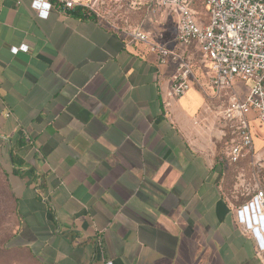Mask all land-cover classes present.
Instances as JSON below:
<instances>
[{
  "label": "crops",
  "instance_id": "1",
  "mask_svg": "<svg viewBox=\"0 0 264 264\" xmlns=\"http://www.w3.org/2000/svg\"><path fill=\"white\" fill-rule=\"evenodd\" d=\"M31 3L0 0V169L13 240L35 264H264L223 191L218 142L229 162L231 136L215 113L227 96L215 97L206 74L172 97L174 61L160 65L99 13L41 18ZM169 11L175 29L150 41L183 52ZM21 45L27 53L10 52ZM252 127L254 138L264 129Z\"/></svg>",
  "mask_w": 264,
  "mask_h": 264
},
{
  "label": "built area",
  "instance_id": "2",
  "mask_svg": "<svg viewBox=\"0 0 264 264\" xmlns=\"http://www.w3.org/2000/svg\"><path fill=\"white\" fill-rule=\"evenodd\" d=\"M127 7L134 8L142 2L156 4L158 7L173 9L178 15L174 41L183 52L152 43L148 33L139 28H118L120 34L130 41L144 44L153 53L160 65L167 60L174 61L176 68L172 79L170 96H183L194 80V74L185 53L193 49L201 54L206 64L208 84L215 97L227 96L224 109L217 111L223 128L230 132L227 157L231 164L251 157L255 153L252 120L264 128V0H120ZM76 7L97 10L90 4L79 0H32L31 8L41 18H46L52 8L60 11ZM203 9V10H202ZM16 55L27 53L28 47H11ZM251 82L245 92L234 86L235 81ZM168 104H164L166 108ZM256 206V212L253 208ZM248 207L253 219L258 216L264 232V195L258 193L254 200L237 210L240 222L249 229ZM263 213H261V211ZM257 226V224H255ZM258 236H257V235ZM258 248L264 251V242L255 229L253 233ZM97 250L102 256L101 244ZM104 264H111L105 261Z\"/></svg>",
  "mask_w": 264,
  "mask_h": 264
},
{
  "label": "rangeland",
  "instance_id": "3",
  "mask_svg": "<svg viewBox=\"0 0 264 264\" xmlns=\"http://www.w3.org/2000/svg\"><path fill=\"white\" fill-rule=\"evenodd\" d=\"M93 1L95 2L94 7L97 9V13L102 16L103 21L110 22L121 29L139 28L147 32L149 39L155 42H158L157 35L162 29H166L167 32L175 29V16L168 7L161 8L154 3H144L129 8L120 0ZM200 55L197 53L194 61L197 65H202L204 69L202 62H200ZM192 56H190V62ZM198 70L199 67L196 68L195 65L194 79L196 78L199 82L205 81L200 77L199 71L201 69ZM251 84V82L244 83L238 80L234 82L235 88L241 89L242 93ZM217 106L221 110L224 109V105ZM218 147V158L224 164L223 191L232 193L235 203H240V207L248 205L258 193L262 192L264 195V129L257 130L254 139V155L241 159L235 164H229L226 160V144L218 142ZM16 225L17 219L14 214L12 199L3 182L0 169V264H35L28 251L21 246H11V243L8 242L16 231Z\"/></svg>",
  "mask_w": 264,
  "mask_h": 264
},
{
  "label": "trees",
  "instance_id": "4",
  "mask_svg": "<svg viewBox=\"0 0 264 264\" xmlns=\"http://www.w3.org/2000/svg\"><path fill=\"white\" fill-rule=\"evenodd\" d=\"M73 16H75V17H78V18H87V17H92V18H94L95 17V13L94 12H92V11H89V10H87V9H83V8H81V7H76V8H74L73 10H70L69 11ZM194 60H196L195 58H192L191 59V62H190V60H189V64H190V66H191V69H192V71H193V73H194V71H195V65H196V68H197V66L199 67V70L201 69V70H203L202 72H201V70L199 71L200 73H201V76L200 77H202V79H206V73H207V70H206V68L204 67V69H203V67H202V65H197L196 64V61H194ZM194 63H193V62ZM223 165V164H222ZM224 168V167H223ZM224 170V169H223ZM16 237V234L14 233L13 235H12V237L8 240V242H10L11 244V246H21V245H19V244H17L16 243V241L15 240H13L14 238ZM29 253V252H28ZM29 255L33 258V256L29 253Z\"/></svg>",
  "mask_w": 264,
  "mask_h": 264
},
{
  "label": "bare ground",
  "instance_id": "5",
  "mask_svg": "<svg viewBox=\"0 0 264 264\" xmlns=\"http://www.w3.org/2000/svg\"><path fill=\"white\" fill-rule=\"evenodd\" d=\"M253 208H254V210H255V212H256V206L255 205H253ZM248 212H249V218H248V220H249V224L251 225V227H252V232L253 233H255V229L257 228L259 231L261 230V227H262V225H261V223H260V220L258 219V216H256V218L255 219H253V217H252V214H251V209H250V207H248ZM255 224H257V226L255 227ZM262 231V230H261ZM257 235V234H256ZM258 236V235H257Z\"/></svg>",
  "mask_w": 264,
  "mask_h": 264
}]
</instances>
